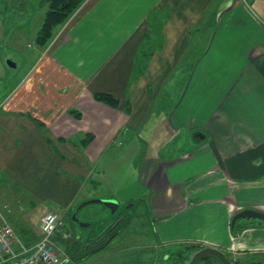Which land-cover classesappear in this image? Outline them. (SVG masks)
I'll return each mask as SVG.
<instances>
[{"label":"crops","instance_id":"obj_1","mask_svg":"<svg viewBox=\"0 0 264 264\" xmlns=\"http://www.w3.org/2000/svg\"><path fill=\"white\" fill-rule=\"evenodd\" d=\"M13 1L21 22L37 24V36L45 0H0L2 21L9 10L2 4ZM248 3L87 0L46 50L30 44L38 54L25 76L11 87L10 78L0 83V186L23 245L41 239L20 200L24 191L53 197L68 214L90 185L105 184L95 177L129 145L143 194L136 208L150 219L160 251L187 244L242 263L264 260V221L233 223L244 210L264 212V17ZM96 93L114 95L119 107L96 101ZM128 194L116 195L118 211L119 201L135 200ZM86 205L58 244L73 264L91 245L100 264L101 241L91 240L98 231L80 216L93 217Z\"/></svg>","mask_w":264,"mask_h":264},{"label":"rangeland","instance_id":"obj_2","mask_svg":"<svg viewBox=\"0 0 264 264\" xmlns=\"http://www.w3.org/2000/svg\"><path fill=\"white\" fill-rule=\"evenodd\" d=\"M262 1V2H261ZM15 1H13L11 4H7V7L9 8L7 12V16L5 21H2L0 19V83L4 80H8L11 82L10 84H7V87H11L12 84L18 82V80L22 79L29 68L32 65V62L35 63L36 61V55L38 54L36 52V49L30 48V44H32L36 39V32L37 24L33 25V21H22V17L17 12V10L14 9ZM34 2H37V0H34ZM250 4L248 5L252 7L256 13L259 15H262L264 17V1L263 0H249ZM259 2H261L262 6H260ZM38 7V5H36ZM18 6H16L17 9ZM33 6H29L28 9H30ZM261 7V8H260ZM262 12V13H261ZM44 16V14H43ZM43 19V17H42ZM5 30V31H4ZM19 41V43H18ZM4 57H9V60H13L15 63L18 64L16 70L10 68L7 64L8 59L5 60ZM3 98V96H0V101ZM137 150L133 151L132 146L129 147L126 146L123 150V159L118 160L116 164H114L111 167H107L105 171V175L102 177L97 176L95 179L99 182L100 178H102L105 184L98 186H95V188L92 189V185H90V188L88 189L89 195L83 194L81 197L76 198V201L73 206L70 207L71 211L66 214L65 208L61 205H58L57 202L54 200L53 197H48L44 195H32L29 192L24 191L23 195H21V202L22 204L29 208L27 217L28 222L30 225L36 227V230L38 231L37 234L41 236L42 240L44 238L43 233L40 234L38 230V222L43 217L44 213L47 211H55L60 215L61 221L63 222V225L61 226L60 232H57L55 236L50 238L49 242L52 246L56 248V250L59 252L62 258L61 264L65 262L64 257V250H66V247L64 246V243L60 242V246L58 244V238L65 237L64 234L69 230L68 223L71 222V224L76 225L75 222L73 223V219L75 215L77 214L78 210L81 209L83 204H87L84 206V209L86 211L92 212L93 217L89 216L90 219H88L87 216L80 215L83 218L86 219V221H90L88 223H93L94 228L99 234H102L100 232L105 231L109 224L114 223L116 219H118L120 216H125L124 218L127 219L124 222L123 227L121 228L122 231L118 238L113 242L111 248L109 250H106L103 254L108 255L110 251L117 252L121 255L116 256L117 261L114 258H108L106 260L105 257L100 255L101 259L99 260L100 264H154L155 262L158 263V252L161 247L158 243H160L159 240L156 239L155 234L153 233V228L150 224V219L147 217L146 212H143L141 207L139 209L136 208V205L139 204V200L143 199L142 191L139 189V181L137 182L136 175H132V163L133 161V153H137ZM134 162V161H133ZM4 187V186H3ZM3 187L0 186V205L3 208L11 209L10 204L5 203V200L9 201V198L5 199V196H3ZM2 188V189H1ZM87 191V193H88ZM129 193V197L131 199H135L132 201L126 202H120V208L119 211L116 208L113 212L111 209L105 204V203H89L93 200H101V201H118L116 198L117 194L123 195V194ZM139 195V196H138ZM139 197V199H137ZM83 199H86L85 201H82ZM137 199V200H136ZM5 203V204H3ZM137 203V204H136ZM10 206V207H9ZM84 211V212H86ZM118 211V213H116ZM65 214L67 218L65 217ZM63 215V216H62ZM72 220V221H71ZM8 221L11 223V221L8 218ZM81 222V221H80ZM86 222V224H88ZM85 223V222H84ZM13 227V223H11ZM85 226V225H83ZM65 228V229H64ZM14 229V228H13ZM80 232H87V230H82L79 228ZM111 232H114L116 230V227L112 226V228H109ZM108 231V230H107ZM76 232V231H75ZM79 233V231H78ZM104 233V232H103ZM68 235L71 233H67ZM77 235L75 236V241L77 239ZM82 242L83 240H79V242L76 244V250L82 251ZM169 246V247H168ZM189 245H179V244H171L167 245V248L164 250H159V264H161L164 258V255L166 253H173L174 251H177L179 249H184V247ZM169 248V249H168ZM122 252L118 251L121 250ZM169 250V251H168ZM79 251V252H80ZM100 253V251L98 250ZM103 252V251H102ZM94 258H99L95 256ZM93 258V259H94ZM105 258V260H103ZM90 262V261H88ZM90 263H93L92 261ZM66 264H73L66 263ZM78 264H84L83 261L79 260Z\"/></svg>","mask_w":264,"mask_h":264},{"label":"trees","instance_id":"obj_3","mask_svg":"<svg viewBox=\"0 0 264 264\" xmlns=\"http://www.w3.org/2000/svg\"><path fill=\"white\" fill-rule=\"evenodd\" d=\"M86 1L87 0H45L46 5H47V12L43 19L41 27L37 33L35 44L39 46L41 49L46 50L51 45L53 40L55 39L58 31L71 19V17L81 8V6ZM5 6L7 5L2 4L1 6V9L3 12H4L3 8H5ZM18 11L19 10H17V12ZM136 71L141 73L143 70L137 67ZM94 99L98 102L104 103L113 108H118L120 105V100L114 95L108 94V93H96L94 94ZM124 110H125V113L131 114L132 108H131V104L129 101L127 102ZM74 115L76 118H81V113H76ZM92 139H93V136H89L83 142L85 145H88L92 141ZM9 212H10V209H8L7 212H4V216L6 217L7 220H8L7 213ZM126 220L127 219L124 218V220L118 223L116 225V230L114 232H111L110 230L108 231L106 230V233L104 232L102 234H99L98 236H96L95 238L91 240L102 241V243H100L98 246L100 247L101 244L107 241L109 237H111L112 234L115 235L116 233L118 234L121 233L122 231L121 228L123 227L124 222ZM91 240H89V242ZM186 249H187V253L192 254L193 252L200 250L201 246L189 245V246H186ZM91 250H93V247L90 245L86 248L84 257H86L87 256L86 253H88ZM245 264H264V260H253Z\"/></svg>","mask_w":264,"mask_h":264},{"label":"built area","instance_id":"obj_4","mask_svg":"<svg viewBox=\"0 0 264 264\" xmlns=\"http://www.w3.org/2000/svg\"><path fill=\"white\" fill-rule=\"evenodd\" d=\"M0 206V264H59L61 256L49 242L63 225L59 214L49 211L41 219L44 238L33 248L21 243ZM16 246V248H15ZM19 249V250H17Z\"/></svg>","mask_w":264,"mask_h":264},{"label":"flooded vegetation","instance_id":"obj_5","mask_svg":"<svg viewBox=\"0 0 264 264\" xmlns=\"http://www.w3.org/2000/svg\"><path fill=\"white\" fill-rule=\"evenodd\" d=\"M122 220H124V218ZM115 227H116V225L114 226V228ZM119 235L120 234H118V233H116L115 235L112 234L111 237H109V239L107 241H105L103 244H101V246L98 247V249H96L95 251L100 250V251L104 252L105 250H109L111 248L113 242L118 238ZM100 243H102V241ZM99 244H98V246H99ZM118 251L122 252V249L118 250ZM103 252L101 253V255L103 257H105L106 260H108V258L110 257L111 259L114 258L117 261L118 259H116V256L121 255L117 252H112V251H110V253L108 255H105V254H103ZM81 254L78 255V257L75 258V260H73L74 263L78 264L79 260L83 261L84 263L86 261H90V262L94 261V260H91V257H92L91 252L86 253L87 254L86 257H84L85 253L84 254L81 253ZM227 257L231 261H234L236 264H245V263H242L240 261H236L231 256H229V254L227 255ZM105 258L103 260H105ZM159 259L160 258H159V253H158V263L155 262L154 264H159ZM190 259H191V253L190 254L187 253V249H186V247H184V249L181 248L177 251H174L173 253H169V252L166 253L164 255L163 261H161L162 262L161 264H189ZM97 261L99 262V259ZM90 262H88L87 264H94V262L93 263H90ZM200 264H221V262L219 260H217L216 258L208 257V258H205Z\"/></svg>","mask_w":264,"mask_h":264},{"label":"water","instance_id":"obj_6","mask_svg":"<svg viewBox=\"0 0 264 264\" xmlns=\"http://www.w3.org/2000/svg\"><path fill=\"white\" fill-rule=\"evenodd\" d=\"M7 64L10 68H16V63L13 62L12 60H8ZM89 203H105L113 211L118 207V202L113 200L112 201L93 200L90 201ZM245 218H253L264 221V212L253 209L244 210L243 212L238 213L234 217L233 223H235L240 219H245ZM208 257L216 258L221 262V264H236L234 261L228 259L227 254H225V252H223L220 249L211 248V247H205L193 252L191 254V259L189 261V264H200L205 258ZM66 263L67 261L64 262L63 264Z\"/></svg>","mask_w":264,"mask_h":264}]
</instances>
